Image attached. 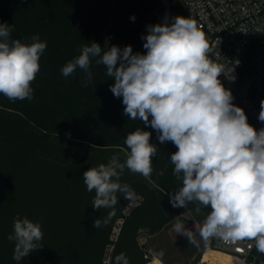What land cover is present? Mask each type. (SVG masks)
I'll return each instance as SVG.
<instances>
[{
	"label": "trees",
	"instance_id": "trees-1",
	"mask_svg": "<svg viewBox=\"0 0 264 264\" xmlns=\"http://www.w3.org/2000/svg\"><path fill=\"white\" fill-rule=\"evenodd\" d=\"M165 15L169 22L175 16L188 17L179 0H0V23L14 26L13 39L30 44V38L38 34L47 43L32 82L33 98L13 102L0 95V264H18L12 259L14 242L8 240L17 216L41 223L43 232L42 247L19 264H105L109 246L113 247L109 264H115L121 253L129 264H148L150 258L139 238L154 235L184 211L197 209L196 204L187 208L170 204L169 194L182 186L170 162L177 148L171 142L161 144L150 126L123 114L122 98L110 91L114 81L106 75L105 66L93 59V79L87 87L82 86L85 74L81 70L67 78L61 72L91 42L104 50L131 45L133 53H146L141 37L148 25ZM209 58L218 64L211 52ZM219 79L249 123L236 90L225 75ZM138 128L152 133L150 143L159 150L153 157L151 177L120 182L130 186L134 197L124 199L117 193L116 215L95 229L94 220L111 210L92 207L95 192L87 191L83 181V173L90 169L85 167L90 149L128 151L124 140ZM55 137L87 143L86 159L81 161L84 155L68 159L54 143ZM161 170L164 175H157ZM137 196L142 199L127 213ZM200 210L210 212L203 206ZM120 219L119 234L112 239Z\"/></svg>",
	"mask_w": 264,
	"mask_h": 264
},
{
	"label": "clouds",
	"instance_id": "clouds-1",
	"mask_svg": "<svg viewBox=\"0 0 264 264\" xmlns=\"http://www.w3.org/2000/svg\"><path fill=\"white\" fill-rule=\"evenodd\" d=\"M13 30V25L0 23V95L13 102L30 101L47 43L38 34L30 38V44L13 39ZM141 39L144 54L133 53L131 45L104 50L96 42L87 43L62 67V75L67 78L79 69L85 74L82 86L87 87L93 79V59L105 66L106 75L114 81L110 91L122 98L123 114L150 126L161 144L171 142L177 148L170 162L182 186L169 194L172 207L210 208L199 228L205 244L213 238L226 243L249 240L264 254V128L255 129L244 110L233 104L232 92L219 79L224 69L209 58L206 35L190 16H175L169 22L165 15L162 23L148 25ZM258 119L264 122V100ZM151 136L149 131L136 129L124 140L128 150L124 162L113 155L106 165L83 173L87 191L95 192L92 207L111 210L94 220L95 229L116 215L117 193L124 199L134 197L130 186L119 182L126 168L151 177L153 157L159 151L150 143ZM157 175L163 176L164 171ZM41 228V223L27 217L14 218L8 240L14 242L12 259L18 264L42 247ZM174 228L191 245L200 246L181 222ZM115 264L129 261L121 253Z\"/></svg>",
	"mask_w": 264,
	"mask_h": 264
},
{
	"label": "built area",
	"instance_id": "built-area-1",
	"mask_svg": "<svg viewBox=\"0 0 264 264\" xmlns=\"http://www.w3.org/2000/svg\"><path fill=\"white\" fill-rule=\"evenodd\" d=\"M208 40L211 53L224 75L236 90L255 129L264 128L259 121L260 102L264 100V0H179ZM250 79L247 93L241 89L244 69ZM196 222L194 232L202 226ZM213 248L228 252L231 264H264V254L257 252L254 242L243 240L226 243L213 238ZM149 264V262H148Z\"/></svg>",
	"mask_w": 264,
	"mask_h": 264
},
{
	"label": "rangeland",
	"instance_id": "rangeland-1",
	"mask_svg": "<svg viewBox=\"0 0 264 264\" xmlns=\"http://www.w3.org/2000/svg\"><path fill=\"white\" fill-rule=\"evenodd\" d=\"M163 20L162 18H158L155 20V23H162ZM54 143L61 147V150L68 159H76L84 155L86 146L88 145L85 142L64 137H55ZM126 152L125 149L119 147H94L90 149L89 156L85 161V167L96 168L100 164L106 165L113 155L118 156L120 161L124 162L126 159ZM139 176L140 174L132 173L126 168L119 182L128 181ZM42 180L43 179H41V181ZM141 199L140 196L135 197L129 203L125 211L128 213ZM189 212L195 217L194 220L202 225L208 215V212L205 210L197 211L193 209L184 211L169 222L162 231L150 235L145 241L146 245L144 248L147 250L151 264H198V261L202 260L203 256L209 252V249L213 248L209 243L205 244L201 240L199 232H194L196 222H194L193 219L190 220ZM177 221L181 222L186 229L192 230L195 238L200 242L199 247L191 245L183 235H180V233L175 230L174 225ZM122 222L123 220L120 219L115 224L111 234L112 239L117 238ZM143 242L144 239L140 243ZM112 250L113 247L109 246L104 260L105 264H109ZM161 253H163V255H161ZM204 264L210 263L207 261Z\"/></svg>",
	"mask_w": 264,
	"mask_h": 264
},
{
	"label": "bare ground",
	"instance_id": "bare-ground-1",
	"mask_svg": "<svg viewBox=\"0 0 264 264\" xmlns=\"http://www.w3.org/2000/svg\"><path fill=\"white\" fill-rule=\"evenodd\" d=\"M231 255L223 250L212 248L209 252L203 256L202 260H199V264H204L209 261L210 264H231Z\"/></svg>",
	"mask_w": 264,
	"mask_h": 264
},
{
	"label": "water",
	"instance_id": "water-1",
	"mask_svg": "<svg viewBox=\"0 0 264 264\" xmlns=\"http://www.w3.org/2000/svg\"><path fill=\"white\" fill-rule=\"evenodd\" d=\"M244 75H245V80L241 85V89L244 93H247L249 86H250V79H249L248 74H247V67H245V69H244ZM88 149H89V147H87L86 153L84 154V156H82L81 161H84L86 159V157L88 155ZM148 237H149L148 235H143L139 238L140 242L144 239V242L141 243L142 247H145V245H146L145 241L148 239ZM199 263H200V261H198V264Z\"/></svg>",
	"mask_w": 264,
	"mask_h": 264
}]
</instances>
